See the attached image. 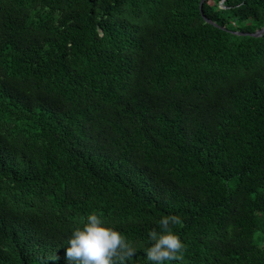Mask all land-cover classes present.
Masks as SVG:
<instances>
[{
    "label": "trees",
    "instance_id": "1",
    "mask_svg": "<svg viewBox=\"0 0 264 264\" xmlns=\"http://www.w3.org/2000/svg\"><path fill=\"white\" fill-rule=\"evenodd\" d=\"M263 24L264 0H0V264H70L90 212L128 264L169 214L172 264H264Z\"/></svg>",
    "mask_w": 264,
    "mask_h": 264
},
{
    "label": "clouds",
    "instance_id": "2",
    "mask_svg": "<svg viewBox=\"0 0 264 264\" xmlns=\"http://www.w3.org/2000/svg\"><path fill=\"white\" fill-rule=\"evenodd\" d=\"M182 224L180 216L169 214L160 218L159 230H148L149 247L145 253L151 264H172L183 260L185 244L174 230ZM136 251L102 215L90 212L69 236L65 255L70 264H128Z\"/></svg>",
    "mask_w": 264,
    "mask_h": 264
},
{
    "label": "water",
    "instance_id": "3",
    "mask_svg": "<svg viewBox=\"0 0 264 264\" xmlns=\"http://www.w3.org/2000/svg\"><path fill=\"white\" fill-rule=\"evenodd\" d=\"M199 7H200V3H199ZM205 20L208 21V22H210L209 19H206L205 18ZM263 30H264V24L260 28L254 30L253 32H241V33H243V34H249V35H259Z\"/></svg>",
    "mask_w": 264,
    "mask_h": 264
},
{
    "label": "rangeland",
    "instance_id": "4",
    "mask_svg": "<svg viewBox=\"0 0 264 264\" xmlns=\"http://www.w3.org/2000/svg\"><path fill=\"white\" fill-rule=\"evenodd\" d=\"M246 23H247V22H243V23H241V25H242V24H246ZM255 237H256V236H255Z\"/></svg>",
    "mask_w": 264,
    "mask_h": 264
}]
</instances>
